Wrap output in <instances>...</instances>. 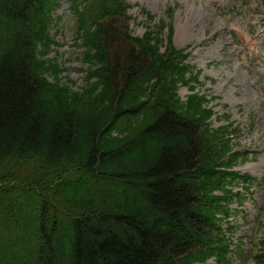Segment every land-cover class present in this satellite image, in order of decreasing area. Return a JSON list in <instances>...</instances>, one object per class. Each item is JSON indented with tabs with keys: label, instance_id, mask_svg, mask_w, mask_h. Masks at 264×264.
Masks as SVG:
<instances>
[{
	"label": "trees",
	"instance_id": "16d2710c",
	"mask_svg": "<svg viewBox=\"0 0 264 264\" xmlns=\"http://www.w3.org/2000/svg\"><path fill=\"white\" fill-rule=\"evenodd\" d=\"M57 1L0 0V264L205 260L196 224L228 142L175 95L196 77L171 27L134 37L123 0H68L87 65L75 88L48 58Z\"/></svg>",
	"mask_w": 264,
	"mask_h": 264
},
{
	"label": "rangeland",
	"instance_id": "374dc122",
	"mask_svg": "<svg viewBox=\"0 0 264 264\" xmlns=\"http://www.w3.org/2000/svg\"><path fill=\"white\" fill-rule=\"evenodd\" d=\"M129 6V29L134 36H142L147 29L160 22L171 24L174 32L173 45L186 50L188 63L199 76L204 87L201 93L218 95L216 110L224 112L219 104L230 109V121L243 122L245 139L240 150L254 152L251 160L238 170H247L264 175V0H125ZM172 13V18L167 13ZM51 34L58 47L49 57H58L66 76L82 85V66L77 59L78 50L73 47L75 23L68 13L67 4L56 8ZM150 19V20H149ZM232 34V35H231ZM235 35L242 41V48L234 44ZM207 79L214 80L209 83ZM213 84V85H212ZM210 89V90H208ZM179 95L184 100L187 91L182 88ZM256 113L252 127L249 116ZM220 123H214L217 127ZM223 124V123H221ZM245 164V163H244ZM256 211L264 206V191L254 193ZM255 210V206H252ZM246 227L245 229H247ZM240 235L236 232L235 236ZM245 264H251L247 262Z\"/></svg>",
	"mask_w": 264,
	"mask_h": 264
}]
</instances>
